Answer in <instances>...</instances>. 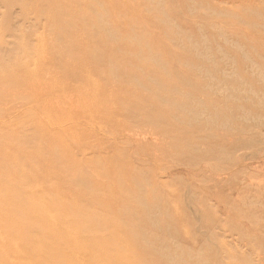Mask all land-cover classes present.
<instances>
[{"label":"rangeland","instance_id":"374dc122","mask_svg":"<svg viewBox=\"0 0 264 264\" xmlns=\"http://www.w3.org/2000/svg\"><path fill=\"white\" fill-rule=\"evenodd\" d=\"M48 223L95 264H264V0H0V263L12 226L60 258Z\"/></svg>","mask_w":264,"mask_h":264},{"label":"bare ground","instance_id":"6f19581e","mask_svg":"<svg viewBox=\"0 0 264 264\" xmlns=\"http://www.w3.org/2000/svg\"><path fill=\"white\" fill-rule=\"evenodd\" d=\"M34 209L36 210L37 213H40L41 215H45V213H46V212H42V211H46L45 207L42 205H38L37 207H34ZM72 225H73V223L70 225L68 224V227L66 226L63 229H57V227L55 226L54 223L53 224H49V223L47 224V227L50 229L49 236L51 238H54V237L55 238H59V237L62 238V243L61 244L59 243L58 247H60V245H62V249L65 250L63 252L62 256L60 258H57L51 264H95V263H98L97 261L99 260L98 259L99 255L96 256L97 254L96 255L93 254V253H95L94 249L96 248L97 245L94 246L95 248L93 247L94 248L93 249L92 244L90 245V237L87 238V237H82V236L78 235V231L83 230V226L82 227L80 226V230H79V225L77 226L78 229H77V227L74 229V227ZM11 229H13L12 230L13 235L11 234V236H12L11 242L9 243V246L7 247L6 252H5V255L8 258H6V260L0 264H44V261L46 258L41 252H38L37 250H35V246H34L32 251L28 252L26 248H24L23 246H20L18 244V241H17V240H19L18 234H21L22 232L25 233L26 230H20L14 226H12ZM53 240L55 241V239H53ZM104 240H105V238H104ZM106 240L104 241L105 243H106ZM112 243H113V241H112ZM112 243H111V245H112ZM38 244L39 243L37 242L36 245H38ZM116 244H117L118 248L121 250L122 245H120V243L119 244L116 243ZM98 245L102 246L103 244L102 245L98 244ZM107 245H108V243L106 244V246ZM108 247H110V246H107V248ZM91 248H92V251H91ZM103 249H105V248H103ZM98 250L100 251V249H98Z\"/></svg>","mask_w":264,"mask_h":264}]
</instances>
